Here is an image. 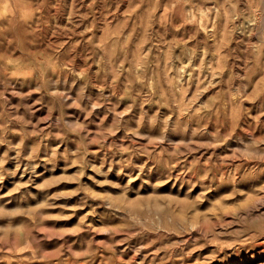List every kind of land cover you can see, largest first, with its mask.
<instances>
[{
	"label": "rangeland",
	"instance_id": "obj_1",
	"mask_svg": "<svg viewBox=\"0 0 264 264\" xmlns=\"http://www.w3.org/2000/svg\"><path fill=\"white\" fill-rule=\"evenodd\" d=\"M0 264H264V0H0Z\"/></svg>",
	"mask_w": 264,
	"mask_h": 264
}]
</instances>
